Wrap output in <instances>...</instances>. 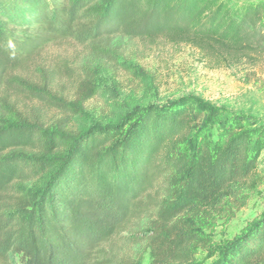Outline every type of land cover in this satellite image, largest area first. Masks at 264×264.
<instances>
[{"label":"trees","instance_id":"obj_1","mask_svg":"<svg viewBox=\"0 0 264 264\" xmlns=\"http://www.w3.org/2000/svg\"><path fill=\"white\" fill-rule=\"evenodd\" d=\"M116 38L264 58V1L0 0V264H140L142 245L149 264H264V213L214 237L264 185V121L191 98L86 131L32 118V100L74 117L98 93L89 61L57 93L45 47L99 57Z\"/></svg>","mask_w":264,"mask_h":264},{"label":"rangeland","instance_id":"obj_2","mask_svg":"<svg viewBox=\"0 0 264 264\" xmlns=\"http://www.w3.org/2000/svg\"><path fill=\"white\" fill-rule=\"evenodd\" d=\"M109 48L111 53L93 57L84 47L70 41H57L45 47L36 66L52 77V88L57 93L73 100L77 81L83 74L81 66L88 61L98 73V93L86 103L83 114L74 117L32 100L27 103L32 108V118L49 125L66 118L74 131H86L93 124L116 125L150 105L164 106L191 98L231 115L264 121V58L259 55L208 56L187 44L129 38H116ZM36 66L32 67V74L37 76ZM261 169L264 170V161ZM263 213L264 185L248 206L237 212L225 234L221 233L222 227L217 229L215 239H233L247 222ZM136 253L143 258L140 264L151 262L146 245L134 248ZM211 263L206 253L197 256L196 264Z\"/></svg>","mask_w":264,"mask_h":264}]
</instances>
